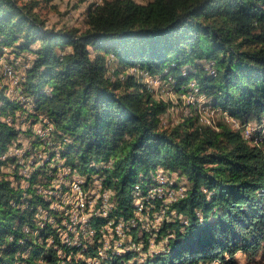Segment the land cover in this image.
Here are the masks:
<instances>
[{
  "label": "trees",
  "instance_id": "16d2710c",
  "mask_svg": "<svg viewBox=\"0 0 264 264\" xmlns=\"http://www.w3.org/2000/svg\"><path fill=\"white\" fill-rule=\"evenodd\" d=\"M86 12L85 29L56 27L32 2L0 0V54L23 73L17 98L0 82V264H90L59 263L47 231H35L48 204L37 192L42 164L57 155L84 174L111 161L98 171L124 207L159 167L185 178L187 195L173 207L188 223L167 221L169 250L134 264L264 259V151L224 119L215 128L190 111L168 127L172 102L143 80L148 72L181 92L191 86L243 122L260 119L264 0H101ZM40 152L50 159L40 164Z\"/></svg>",
  "mask_w": 264,
  "mask_h": 264
},
{
  "label": "built area",
  "instance_id": "2783aa9c",
  "mask_svg": "<svg viewBox=\"0 0 264 264\" xmlns=\"http://www.w3.org/2000/svg\"><path fill=\"white\" fill-rule=\"evenodd\" d=\"M195 114L201 124L215 128H218V120L224 119L245 140L264 151V116L243 122L210 101H200ZM36 131L39 135L45 133L40 125ZM38 155H43L40 164L50 159L48 153ZM48 164H42L45 173L41 177L43 182L37 187V192L45 196L48 204L41 202L36 210L38 228L35 231L41 228L47 231L49 243H55L61 256L59 263L103 264L114 260L126 264L143 263L169 250V240L175 231L164 230L167 221H189L186 214L173 207L187 195V182L183 176L166 168L159 167L154 172L150 185L137 183L133 188L132 205L124 207L119 204L114 187L106 184L100 172L110 166L111 161L101 163L97 171L86 174L59 155L54 160L51 158ZM23 180V184H27ZM224 261L225 258L215 257L198 264H222Z\"/></svg>",
  "mask_w": 264,
  "mask_h": 264
},
{
  "label": "rangeland",
  "instance_id": "374dc122",
  "mask_svg": "<svg viewBox=\"0 0 264 264\" xmlns=\"http://www.w3.org/2000/svg\"><path fill=\"white\" fill-rule=\"evenodd\" d=\"M21 2H32L35 5V11L40 15L41 18L47 20L48 24L56 27H79L81 29H85L86 23V11L88 5L91 2H99L101 0H20ZM139 2H147L148 0H137ZM7 52V49H5ZM10 55V54H9ZM13 56L8 58V54L5 55L0 54V75L3 74L5 77L0 78V82H4V84L8 87L9 95L13 98H17L19 96L18 92H16L19 84L20 77L23 75L22 73V64L21 62L14 61L13 64ZM13 65V69L16 71L19 76L15 75L10 76L8 72V64ZM15 65V66H14ZM6 66V67H5ZM15 67L17 69H15ZM128 71H133L140 73L142 72L137 70L136 67L129 68ZM9 74V75H8ZM14 77V78H13ZM158 78L154 79L151 82V89L154 92L155 97L159 99H164L166 101L172 102V107L169 112L165 115V125L174 126L175 124L181 122L184 118H186L189 112H193L195 114L196 107L199 105L200 101H208V98L205 94L197 95L199 91H193L190 88L186 92L179 91L175 86V82H164L161 83V79L158 76H154ZM153 79V78H152ZM145 82H149L150 78H143ZM16 82V83H15ZM160 82V83H159ZM193 87V86H192ZM199 94V93H198ZM22 98V96L20 97ZM26 111L30 109V104H26ZM25 115V114H24ZM100 165V164H99ZM98 165V166H99ZM10 169V168H9ZM8 170V168H6ZM244 259L245 262L243 264H264V259L261 257V252H258L256 255L250 256L245 253ZM118 260H122V257H119ZM240 258H237V262L235 264H239ZM244 261V260H243ZM186 264V263H181ZM225 264V263H222Z\"/></svg>",
  "mask_w": 264,
  "mask_h": 264
},
{
  "label": "bare ground",
  "instance_id": "6f19581e",
  "mask_svg": "<svg viewBox=\"0 0 264 264\" xmlns=\"http://www.w3.org/2000/svg\"><path fill=\"white\" fill-rule=\"evenodd\" d=\"M5 67H6V66H5ZM7 70H8V72H6V73H9L10 76H14L13 69H12L10 66H8V69H7ZM9 74H8V75H9ZM145 75H148V76H149L148 72H146ZM148 76H147V77H148ZM13 78H14V77H13ZM154 79L157 80V78L154 77L153 79L151 78L149 82H150V83L153 82ZM159 83H160V82H159ZM196 89H197V88H196Z\"/></svg>",
  "mask_w": 264,
  "mask_h": 264
},
{
  "label": "crops",
  "instance_id": "0c3cea01",
  "mask_svg": "<svg viewBox=\"0 0 264 264\" xmlns=\"http://www.w3.org/2000/svg\"><path fill=\"white\" fill-rule=\"evenodd\" d=\"M244 255H246L244 252H238L236 255H235V258H240L239 260V264H243L245 262V259H244ZM244 260V261H243Z\"/></svg>",
  "mask_w": 264,
  "mask_h": 264
}]
</instances>
